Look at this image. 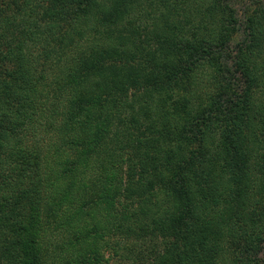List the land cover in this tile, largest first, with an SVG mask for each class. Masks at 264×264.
<instances>
[{
	"label": "trees",
	"instance_id": "16d2710c",
	"mask_svg": "<svg viewBox=\"0 0 264 264\" xmlns=\"http://www.w3.org/2000/svg\"><path fill=\"white\" fill-rule=\"evenodd\" d=\"M0 264H264V4L0 0Z\"/></svg>",
	"mask_w": 264,
	"mask_h": 264
},
{
	"label": "rangeland",
	"instance_id": "374dc122",
	"mask_svg": "<svg viewBox=\"0 0 264 264\" xmlns=\"http://www.w3.org/2000/svg\"><path fill=\"white\" fill-rule=\"evenodd\" d=\"M231 3L236 10L237 17L242 25V28H244L247 18L252 14V12L258 10L260 6L264 4V0H231ZM243 39L244 33L243 30H241L234 36L230 48L234 50L237 44Z\"/></svg>",
	"mask_w": 264,
	"mask_h": 264
}]
</instances>
